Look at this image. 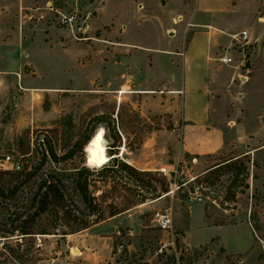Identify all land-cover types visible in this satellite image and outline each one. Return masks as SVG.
I'll return each instance as SVG.
<instances>
[{
    "label": "rangeland",
    "instance_id": "374dc122",
    "mask_svg": "<svg viewBox=\"0 0 264 264\" xmlns=\"http://www.w3.org/2000/svg\"><path fill=\"white\" fill-rule=\"evenodd\" d=\"M7 1L0 0V14L7 11ZM96 1L15 0L14 28L20 34L24 30L34 41L44 36V30L49 32L47 26L64 29L70 40L60 35V42L69 40L67 45L63 42L65 47L78 48L80 57L49 75L41 73V60L32 55V62L21 68V76L32 82L29 89L13 85L9 91L1 90L0 81V167L10 168L16 161L18 170H28L43 152L50 163L48 148L59 157L67 156L58 167L72 171L83 157L87 166L100 167L85 150L96 135L109 158L108 168L88 175L89 191L100 204L101 217L82 230L58 226L38 233L40 247L35 237L23 238L20 246L13 240L4 246L0 243V264H264V0H230L232 11L224 19L232 29L246 30L250 40L232 52L241 74L236 83L244 82V95L237 102L235 124L224 127L228 137L224 148L198 156L184 153L171 168L162 161L178 148L180 139L166 131L171 132L181 120L162 105L176 99L177 111L180 94L137 91L135 76L125 72L113 49L118 33L109 43L100 36L109 25L87 28L94 19ZM123 1L113 0L108 13L121 17ZM69 14H76L72 26L60 21L61 15ZM87 48L96 52L94 58L87 57ZM225 48L219 45L216 54ZM108 52L110 57L104 55ZM106 67L109 75L102 72ZM74 72L85 74V79L94 75L88 83L62 85L74 78ZM10 76L15 82L16 75ZM38 83L51 88H39ZM227 112L234 113L233 106ZM159 132L162 135L153 137ZM229 161L246 167L248 176L238 178L248 187H237L233 200L224 201L233 190L232 173L205 172ZM120 162L153 174L135 176L122 169ZM160 167H166L167 175ZM147 182L157 191L147 188ZM163 184L168 192L153 198ZM157 213L168 215L169 227L158 226Z\"/></svg>",
    "mask_w": 264,
    "mask_h": 264
},
{
    "label": "crops",
    "instance_id": "0c3cea01",
    "mask_svg": "<svg viewBox=\"0 0 264 264\" xmlns=\"http://www.w3.org/2000/svg\"><path fill=\"white\" fill-rule=\"evenodd\" d=\"M113 4V0L96 1L95 16L87 28L97 30L109 25L110 29L102 30L100 35L109 43H113L111 37L118 33L119 40L114 38L116 45L113 49L117 51L119 64L124 66L125 72L135 76L138 92L167 90L180 94L176 95L177 111H174L176 99L172 104L166 101L162 105L172 111L173 118L181 120L174 123L171 132L166 131V135L176 134L180 141L178 148H174L175 151L162 162L171 168L184 153L198 156L220 151L228 138L224 127L235 124L233 115L237 102L244 95V82L240 79V83H236V79L241 78L239 65H223L216 59L218 46H230L232 35L240 31L224 21L232 11L230 0H124L119 18L108 13ZM5 5L7 11L0 14L1 90L9 91L13 85H18L20 90L30 88L32 82L25 74L21 76V68L32 62V58L41 60L42 74L51 75V71H62L80 57L78 48L65 47L64 43L69 44L70 38L64 29L47 26L49 32L44 30V36L34 37V41L24 30L20 34L14 28L15 0H8ZM51 34L53 37L50 38ZM60 35L69 40L60 42ZM84 51L87 57L96 56L91 48ZM104 55L110 57V52ZM109 69L106 67L102 72L109 75ZM10 74L16 75L15 82ZM84 75L74 72V78L62 85L77 86L85 80L88 83L94 74L87 79ZM38 87L51 88L49 84H39ZM230 106H233L234 113L227 112ZM229 129L236 132V127ZM160 133L163 132L154 133L153 137H159Z\"/></svg>",
    "mask_w": 264,
    "mask_h": 264
},
{
    "label": "trees",
    "instance_id": "16d2710c",
    "mask_svg": "<svg viewBox=\"0 0 264 264\" xmlns=\"http://www.w3.org/2000/svg\"><path fill=\"white\" fill-rule=\"evenodd\" d=\"M47 153L51 164L48 163L47 156L43 152L39 161L30 165L28 170L0 168V243L2 246L9 240H13L17 246H20L19 242L23 238L35 237L38 233H49L50 228L58 226L72 232L82 230L101 217L100 204L89 191L88 175L108 168L109 161L100 167H89L85 164L83 157L82 164L70 171L57 166V163L67 156L59 157L51 148L47 149ZM120 165L122 169L135 176L153 174L152 171L138 170L125 162H120ZM220 170L230 171L234 177L233 190H230L228 196L223 198L224 201L233 200L239 192L237 187L242 186L243 189L248 187L247 183L244 184L243 180L238 178L243 174L248 176L246 167L242 163L229 161L216 164L205 173L209 171L215 173ZM181 184L180 182L179 185ZM144 185L153 192L157 191L156 186L150 182ZM168 190V186L163 184L161 193L153 198L167 193ZM115 213L113 212L112 215ZM94 215L95 218H93ZM66 230H63L62 234H66Z\"/></svg>",
    "mask_w": 264,
    "mask_h": 264
},
{
    "label": "built area",
    "instance_id": "2783aa9c",
    "mask_svg": "<svg viewBox=\"0 0 264 264\" xmlns=\"http://www.w3.org/2000/svg\"><path fill=\"white\" fill-rule=\"evenodd\" d=\"M60 21L61 23L65 25L72 26V22L73 23L76 22V14L61 15ZM249 41L250 40H249L248 32L246 30H240L239 32L232 35L231 45L226 46V48L217 55L216 59L218 60L220 64L228 65L231 67H238V64H237L238 61L236 60L234 53H232L233 48L235 46L243 47L244 45H247ZM6 160H9V156L6 157ZM0 168L18 170L20 166L18 165L16 161H12L10 168H7L5 166H1ZM159 171L163 175H167L166 168L164 167L159 168ZM156 217H157V224L159 227H161L162 229H166L167 227H169L170 219L167 214L157 213ZM35 239H36V242H35L36 247H40L41 246V236L39 234H36Z\"/></svg>",
    "mask_w": 264,
    "mask_h": 264
},
{
    "label": "bare ground",
    "instance_id": "6f19581e",
    "mask_svg": "<svg viewBox=\"0 0 264 264\" xmlns=\"http://www.w3.org/2000/svg\"><path fill=\"white\" fill-rule=\"evenodd\" d=\"M85 150L97 166L104 165L109 160L104 142L96 135L92 136L90 141L86 144Z\"/></svg>",
    "mask_w": 264,
    "mask_h": 264
},
{
    "label": "water",
    "instance_id": "95a60500",
    "mask_svg": "<svg viewBox=\"0 0 264 264\" xmlns=\"http://www.w3.org/2000/svg\"><path fill=\"white\" fill-rule=\"evenodd\" d=\"M105 142H107V141L105 140Z\"/></svg>",
    "mask_w": 264,
    "mask_h": 264
}]
</instances>
